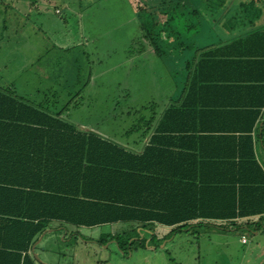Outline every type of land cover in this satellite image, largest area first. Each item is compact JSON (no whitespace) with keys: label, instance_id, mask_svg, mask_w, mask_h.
I'll list each match as a JSON object with an SVG mask.
<instances>
[{"label":"trees","instance_id":"obj_1","mask_svg":"<svg viewBox=\"0 0 264 264\" xmlns=\"http://www.w3.org/2000/svg\"><path fill=\"white\" fill-rule=\"evenodd\" d=\"M172 1L157 10L136 8L142 36L157 57L178 49L194 54L184 62L182 88L171 105L155 124L154 115L142 120L143 135L152 133L141 154L79 132L60 118L63 111L54 114L0 88V264H37L30 249L52 223L77 229L138 223L147 230L157 224L173 228L171 236L185 229L197 234L205 221L229 230L240 219L264 220V170L251 137L264 106V35L198 48L207 27L201 13L207 18L229 0H199L198 8L193 0ZM257 3L249 0L243 9ZM229 83L239 86L232 94L249 90L247 129L208 127L214 113L232 108L228 101L210 103ZM130 240L125 233L96 243L113 241L123 254L146 248L145 239ZM161 242L153 236L149 246L158 249Z\"/></svg>","mask_w":264,"mask_h":264},{"label":"rangeland","instance_id":"obj_2","mask_svg":"<svg viewBox=\"0 0 264 264\" xmlns=\"http://www.w3.org/2000/svg\"><path fill=\"white\" fill-rule=\"evenodd\" d=\"M146 1L0 0V88H11L28 103L63 111L68 123L90 125L117 144H139L142 120L159 116L173 80L183 83V65L178 64L191 57H180L178 51L163 59L154 55L142 36L136 8L152 5L157 10L161 0ZM256 1L264 7V0ZM200 2L193 5L198 8ZM110 229L83 228L79 239L64 241L54 231L35 253L43 264H213L217 250H225L223 239L211 236L208 227L197 234L172 235L166 247L160 244L150 252L136 248L143 259L130 258L129 251L122 254L115 244L84 245L114 234ZM243 229L217 232L230 238L244 234L260 251L263 225ZM231 245L234 264H246L240 247ZM146 252L150 259L144 258Z\"/></svg>","mask_w":264,"mask_h":264},{"label":"crops","instance_id":"obj_3","mask_svg":"<svg viewBox=\"0 0 264 264\" xmlns=\"http://www.w3.org/2000/svg\"><path fill=\"white\" fill-rule=\"evenodd\" d=\"M144 1H146V0H144ZM171 1L172 0H161V4L162 3L168 4ZM177 1H180L181 3L184 2V0H177ZM194 1H198V0H193L192 5L194 4ZM247 1H249V0H229L227 5L223 8V10H221L217 13L216 12H214L212 14L209 13L207 15V18H206L207 27L203 29L204 37L199 41L200 44H198V48H201V46H203L204 44L216 45L214 48H212V50L217 49V48H226L230 43H232V41L234 42V40L239 39V40L245 41V39H247L249 36H251L252 34H255V33H258L259 35H264V7H262L260 5L259 7H255L253 9H243L242 4L246 3ZM172 3H173V1H172ZM257 4H259V2ZM149 6H151V5H149ZM192 7H195V6L193 5ZM256 9H259V10L255 11ZM244 10H246V12ZM178 48H180V47H178ZM192 48L194 49L195 47H192ZM209 50H211V49H209ZM151 51H152V48H151ZM178 51H180V49H178ZM181 56H184V54L182 53L180 55V57ZM193 56H194V54H192L191 57H193ZM160 59H163V57H161ZM185 60L186 59L184 58L182 60L183 62L180 61V64H178L179 66L183 65L182 67H180L182 69V74H183V67H184ZM239 74L241 75L242 71ZM181 79L184 80V77H182ZM231 84L232 83H229V85L226 86V88L228 90H226L225 93H223V94L219 93L218 95L211 96L210 103H212L213 105H216L219 103H224L226 101L231 102V104H233V105H229L230 107H232L231 109H229V111H225L223 113H221V112L214 113L211 117L214 118L215 120H211L208 123L209 128H213V129H227V128L228 129L229 128H231V129H235V128L247 129L250 120L249 119L248 120L243 119V117H245L244 113H247L246 111L243 110V108H246V107H243V105H244V103H247V104L249 103V99L251 98L250 94L248 95V92H247L249 90H244V92L247 93L244 95H240L241 93L239 95L232 94L230 92V89H232L234 86L233 85L230 86ZM238 87H234V88H238ZM181 88H182V85H178V83L173 80V83L170 85V91L168 92L165 105H163V107L161 108V111L158 113L159 116L155 117V122H153L154 124L158 121V119L163 114V112L168 108V106L171 105L170 100L172 98L178 96ZM234 91L236 93L238 90H234ZM234 103H240V106H239V104H234ZM52 112L54 114L57 113L56 111H52ZM238 112L240 115L237 117L235 113H238ZM259 112H260V114H259V117H258L254 127H253V132L251 134V137L253 140V149H254L255 157H256L258 163L260 164V166L262 167V169L264 170V139H263V136H264V106L260 109ZM156 115L157 114H155L154 116H156ZM63 116L64 115H62L60 118L64 120L65 118ZM70 123L73 124L71 121H70ZM74 127H76V129L79 132L86 133V134L87 133L88 134L89 133L94 134V135L98 136L99 138L104 139L106 141H109V142L123 148L124 150L131 152V153H134V154H141L142 153L143 149L148 145L149 138H150L151 133H152V129L150 131H148V133L146 135H143V133H142V135H143L142 140H140V138L137 137L140 140L139 144L137 143V141H131L130 144L122 145V144H117V143L111 141L103 133L101 134L98 132H94V129L90 125L81 124L79 126L74 125ZM146 129L147 128L144 127V125H143V131ZM190 223L194 225L196 223H199V221H194V222H190ZM203 224L206 225L208 228L213 229L212 230L213 235H211V236L217 237V238L219 237V239H223V241H224V242L223 241L222 242L224 245L223 247H225V250H220V249L217 250V252L213 255V262H212L213 264H234L233 256L235 253H233L231 251V249H232L231 244L232 243H235L236 245H238L240 247L241 256H244L243 262H246V264H254V261L258 262V264H264V247L263 248L261 247V250L259 251V249L255 248V246L253 245L254 242L252 243L251 241H249L247 239V236H245L244 234L241 236V238H238L237 236L235 237L232 235H230L231 236V238H230V237H228L229 234H218L219 232H217V230H218L217 226H219L218 224H221L220 221H215V220L205 221V222H203ZM52 225H51V227L47 228L46 230H50V228H52L53 232L59 231V236L61 239H63V241L67 240V239H70V240L79 239L80 238V236H79L80 235V229L83 230V228L77 229V228L69 225V226H71L70 228L72 229L69 231L67 225L62 224V223H52ZM251 225L253 227H255L256 229L258 228L259 225H261V226L263 225V227H264V220L261 221L259 217L240 219V220L236 221V226L233 229H229L230 231H228V230H225V231L232 233L233 231L236 232L240 228H242V229L244 227L248 228ZM105 226H109L111 228L109 230V232H114V234L111 233L112 235L110 234L109 236L114 237L117 235L130 233L131 234V240L129 243L136 241V240L145 239V241H146L145 246H146L148 252L155 249L153 246H149V243L151 242V238L153 236H155L157 240L162 241L161 242V248H163L164 246L166 247V244L168 242L170 243V241L168 239L172 236V235L170 236V233L173 230V228H171V227H164V226L157 225V224L154 225V227L151 230H147V229L143 228L142 224H138V223H117V224L105 225ZM182 232L183 233L187 232L188 234H191L189 232V229L182 230ZM182 232H180V233H182ZM177 234L178 233H175V234H173V236H175ZM39 236H38V238H39ZM198 236H200V234ZM243 238L246 240L245 243H243V241H242ZM89 244L94 245V244H96V241L95 242L94 241L84 242L85 246L89 245ZM111 244L114 245L115 242H113V241L109 242L108 245H111ZM36 248H35V251H36ZM132 249L129 251V252H131L130 258L138 259V257H140L141 259H143V256L142 257L138 256L140 254H138L136 248H134V251H135L134 253L132 252L133 251ZM138 249H139V247H138ZM30 255L33 256V254L31 253V249H30ZM146 255L147 256H144V258L150 259L149 253L146 252ZM259 255L261 257L260 261H258ZM124 257H125V255H124ZM199 257H201V256H199Z\"/></svg>","mask_w":264,"mask_h":264},{"label":"water","instance_id":"obj_4","mask_svg":"<svg viewBox=\"0 0 264 264\" xmlns=\"http://www.w3.org/2000/svg\"><path fill=\"white\" fill-rule=\"evenodd\" d=\"M53 230H46L43 233H41V235L39 236V238L37 239V241L33 244L32 248H31V253L33 254V258L36 261L37 264H43L40 260L38 255L35 253V248L42 242V239L46 236V234L48 233H52Z\"/></svg>","mask_w":264,"mask_h":264},{"label":"built area","instance_id":"obj_5","mask_svg":"<svg viewBox=\"0 0 264 264\" xmlns=\"http://www.w3.org/2000/svg\"><path fill=\"white\" fill-rule=\"evenodd\" d=\"M222 224H223V223H222ZM218 225L220 226V224H218ZM242 241H243V243H245V242H246V240H245L244 238L242 239Z\"/></svg>","mask_w":264,"mask_h":264}]
</instances>
